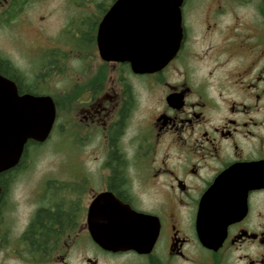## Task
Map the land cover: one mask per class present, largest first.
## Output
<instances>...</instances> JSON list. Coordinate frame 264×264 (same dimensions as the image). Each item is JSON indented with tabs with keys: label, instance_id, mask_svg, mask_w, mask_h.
<instances>
[{
	"label": "flooded vegetation",
	"instance_id": "obj_1",
	"mask_svg": "<svg viewBox=\"0 0 264 264\" xmlns=\"http://www.w3.org/2000/svg\"><path fill=\"white\" fill-rule=\"evenodd\" d=\"M27 1L0 0V25L23 19ZM60 1L67 21L38 46L34 77L0 55V76L16 85L0 87V108L28 95L55 110L47 140H29L0 172V264H264V0H203L199 29L201 0H182L176 55L144 74L99 54L117 0ZM59 138L82 141L97 166L24 194L25 160ZM101 194L149 216L148 252L93 240Z\"/></svg>",
	"mask_w": 264,
	"mask_h": 264
},
{
	"label": "water",
	"instance_id": "obj_2",
	"mask_svg": "<svg viewBox=\"0 0 264 264\" xmlns=\"http://www.w3.org/2000/svg\"><path fill=\"white\" fill-rule=\"evenodd\" d=\"M181 6L182 0H117L98 30L101 58L129 62L139 74L164 68L180 46ZM0 87L16 85L0 76ZM23 99L15 106L0 108V172L19 163L29 140L46 141L54 122L53 105L40 97L27 95ZM109 195H99L91 205L93 240L111 252H148L155 240L150 233L149 216Z\"/></svg>",
	"mask_w": 264,
	"mask_h": 264
},
{
	"label": "rangeland",
	"instance_id": "obj_3",
	"mask_svg": "<svg viewBox=\"0 0 264 264\" xmlns=\"http://www.w3.org/2000/svg\"><path fill=\"white\" fill-rule=\"evenodd\" d=\"M27 2L26 11L22 15L23 19L13 22L11 26L0 25V55L9 58L31 78L37 73L36 67L39 64L38 46L48 45L59 39V32L65 25L69 12L62 9L60 0H29ZM203 8L204 3L201 0L194 7L197 11L191 12V23H194L197 29L202 28L205 23ZM226 18L229 19V17ZM47 86L51 87V80ZM60 86L66 87V83L61 82ZM84 153L85 144L82 141L72 143L59 138L55 142L39 146L25 160L23 167L30 168L32 175L26 177V181L20 185L21 191L29 195L33 188L32 184L39 179H42L43 184L52 183V178L64 179L73 169L95 168L97 164L88 161ZM107 264H115V262Z\"/></svg>",
	"mask_w": 264,
	"mask_h": 264
}]
</instances>
